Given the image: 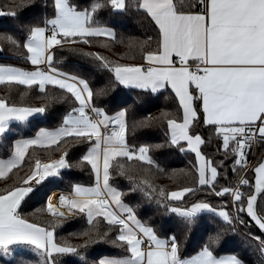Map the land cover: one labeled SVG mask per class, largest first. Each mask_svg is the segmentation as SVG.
<instances>
[{
	"label": "snow or ice",
	"instance_id": "6c2138e0",
	"mask_svg": "<svg viewBox=\"0 0 264 264\" xmlns=\"http://www.w3.org/2000/svg\"><path fill=\"white\" fill-rule=\"evenodd\" d=\"M35 2L20 0L7 14L15 18V9ZM44 6L50 14L34 18L16 36L0 35V43L20 52L26 65L0 63V86L23 88L22 98L36 90L45 101L37 107L0 96V136L7 135L11 121L41 116L55 104L68 107L55 127H40L33 136L12 141L10 154L0 158V255L10 257L12 245L27 244L37 254L35 264H60L68 256L87 264L89 247L107 243L119 252L94 264H249L239 253L221 254L226 232L242 226L264 257V160L250 165L248 158L254 141L264 143V0H45ZM131 9L148 21L154 35L128 38L129 53L118 58L83 47L124 45L125 38L98 17L104 10L123 15ZM62 50L109 74L107 84L94 87L87 73L61 67L67 57H56ZM137 55L142 62H127ZM117 84L146 93L170 88L182 117L163 111L129 123L127 107L109 114L97 100ZM153 127L163 129L162 143L136 138L138 130ZM201 129L209 131L207 139ZM213 136L222 159L205 151ZM77 145L86 150L73 161L70 153ZM163 148L193 159L186 168L166 170L153 155ZM37 150L56 152L58 158L44 161ZM227 163L237 179L221 185V178L228 180ZM25 167L28 171L20 175ZM72 168L87 169L91 182H70L71 191L53 203L55 194L42 189ZM153 170L173 186L153 183ZM116 175L127 179V192ZM137 191L178 218L180 235H162L140 219L125 202L128 193ZM38 195L46 200L36 212L51 217L43 223L23 211ZM209 196L221 198L220 204ZM205 214L226 227L190 245V234ZM76 218L86 227L69 235L86 237L83 243L58 238L57 229ZM18 264L32 262L21 259Z\"/></svg>",
	"mask_w": 264,
	"mask_h": 264
},
{
	"label": "trees",
	"instance_id": "16d2710c",
	"mask_svg": "<svg viewBox=\"0 0 264 264\" xmlns=\"http://www.w3.org/2000/svg\"><path fill=\"white\" fill-rule=\"evenodd\" d=\"M19 2L20 0H0V35L11 34L16 36L25 25L32 23L34 18H43L51 12L50 8H45V0H36L35 5L31 8L26 7L23 9H15L17 13V17L15 18L12 15L7 14L13 10V6ZM80 2L87 4L90 0H80ZM98 18L105 24L114 27L117 37L119 38L123 36L125 38V44H116L112 46L110 50L100 48L99 45L83 47L89 51H100L112 58H118L120 54L129 53V48L127 47L128 38H132L134 41H139L143 40L146 35H154L150 30L151 26L148 21L145 20L140 13L136 12L135 9H131L123 15H113L107 10H104ZM153 46H155L154 42ZM0 48H3V51L0 52V63H8L21 67L26 66L20 52L12 48L9 44L0 43ZM62 57H67V59L62 60L61 64V67L65 70H79L87 73L90 76L94 87H103L107 84L109 74L96 71L94 66L89 64L86 59L71 56L63 50L57 53L56 58L61 59ZM127 62L138 63L142 61L140 60L139 55H137L135 61L128 60ZM21 91H24V89L9 90L7 87L0 86V96H11L12 100L17 104H27L38 107L45 103L44 100L38 98L41 94L36 90L29 92L28 95L23 98L20 96ZM97 104L98 106L109 110V114H113L116 110H119V108L127 107L129 109V123L134 119H142L146 115L159 116L163 111H170L178 117H182V112L177 113L176 111L177 101L170 89H163L157 93H146L142 90L125 88L117 84L113 89L108 91L107 95L99 97ZM67 107L68 105L66 103L55 104L41 116L29 119L23 123H11L7 135L0 136V158L5 159L10 154L8 149L12 141L33 136L40 127H55L59 123L60 117ZM201 131L204 138L207 139L210 135L209 131L203 129H201ZM136 138L140 142L150 144L162 143L164 140V132L160 127L140 129L136 133ZM216 147L217 141L213 136L212 143L208 145L205 151L209 155L216 156L217 159H222V156L216 154ZM257 147L258 152L255 163L264 158V144L259 143ZM82 150L86 149H83L82 145H77L70 153L71 159L73 161L79 159ZM35 155L44 161H47L50 158H58V153L56 152H45L41 150H37ZM153 155L161 167H164L166 170L186 168L188 166V161L193 159V156L190 154L180 153L177 150L168 148L159 149ZM231 159L232 157L230 156L229 161H231ZM227 166L228 180L221 178L219 182L221 185H227L228 181L235 182L237 179V177L231 172V164L227 163ZM27 171L28 169L25 167L19 174L23 175ZM149 178H153V183L157 185L163 184L168 185L169 187L173 186L172 181L169 180L166 175L155 173L154 170ZM56 179L57 183L46 186L45 189H42V192L46 191L48 195L54 191L69 193L71 191L70 182H79L88 185L91 182L92 177L87 169L82 170L79 168H72L63 170L62 177ZM114 179L121 189L127 192L129 186L127 179L119 175L114 176ZM10 182L11 181H9V183ZM3 187L4 183L0 182V188ZM200 195L203 197L204 193H201ZM207 198L213 204L218 205L221 202V198L214 196H209ZM45 200L46 197L38 195L23 209L24 213L28 214L29 219H38L42 223L51 219L47 213L36 212V209L40 208L45 203ZM125 202L136 209L140 219L154 226L162 235L172 233L180 235L181 228L178 218L170 217V215L165 213L163 209L158 208L155 203L148 202L141 192L137 191L134 193H128ZM244 218L247 220L246 217ZM85 227L86 222L79 218L66 220L63 225L57 229V237L69 239L73 244L83 243V240L86 239V237L70 236L69 233L79 232ZM222 227L226 226L223 225L220 220L213 217L211 214H205L204 221L199 223L198 227L193 228L192 233L190 234L189 244L198 245L203 243L209 234H215V231ZM250 228L254 234H260L254 226L250 225ZM245 230L247 231L248 229ZM244 233L245 231L242 233L238 231L236 233H233L230 230L227 231L222 240L223 249L221 254H231L235 252L239 253L249 262V264H262V262H264V257H261L256 244L245 238ZM118 252L119 250L111 244L98 243L89 247L88 251L85 253V257L87 264H94V262L98 261L100 258ZM21 259L35 264L38 257L32 247H11V256L4 257L3 255H0V264H18ZM60 264H84V261L77 256H68L62 257Z\"/></svg>",
	"mask_w": 264,
	"mask_h": 264
},
{
	"label": "built area",
	"instance_id": "2783aa9c",
	"mask_svg": "<svg viewBox=\"0 0 264 264\" xmlns=\"http://www.w3.org/2000/svg\"><path fill=\"white\" fill-rule=\"evenodd\" d=\"M259 143H262V142L254 141L252 146H251V150H250L249 157H248L250 165L254 164L256 162L257 152H258V147L257 146H258ZM238 232H241V233L243 232V227L242 226H238Z\"/></svg>",
	"mask_w": 264,
	"mask_h": 264
},
{
	"label": "crops",
	"instance_id": "0c3cea01",
	"mask_svg": "<svg viewBox=\"0 0 264 264\" xmlns=\"http://www.w3.org/2000/svg\"><path fill=\"white\" fill-rule=\"evenodd\" d=\"M124 87V86H123ZM126 88V87H125ZM131 89H135V88H131ZM170 89V88H169ZM136 90H139V89H136ZM161 90H163V89H161ZM161 90H159V91H161ZM158 91V92H159ZM174 94V93H173ZM35 117H38V116H34V117H30L29 119H32V118H35ZM28 119V120H29ZM27 120V121H28ZM23 122H26V121H23ZM23 122H21V121H11L10 122V124L11 123H23ZM6 159V158H5ZM61 193H64V194H68L67 192H63V191H54V192H52L50 195H52V194H57V196L59 195V194H61ZM63 210V209H62ZM69 215H71V214H69ZM22 246H29V247H32V246H30V245H27V244H14V245H12L11 247H22Z\"/></svg>",
	"mask_w": 264,
	"mask_h": 264
},
{
	"label": "bare ground",
	"instance_id": "6f19581e",
	"mask_svg": "<svg viewBox=\"0 0 264 264\" xmlns=\"http://www.w3.org/2000/svg\"><path fill=\"white\" fill-rule=\"evenodd\" d=\"M53 195V194H52ZM57 194H55L54 196H53V203H56L57 202Z\"/></svg>",
	"mask_w": 264,
	"mask_h": 264
},
{
	"label": "water",
	"instance_id": "95a60500",
	"mask_svg": "<svg viewBox=\"0 0 264 264\" xmlns=\"http://www.w3.org/2000/svg\"><path fill=\"white\" fill-rule=\"evenodd\" d=\"M262 160H264V158L262 159ZM247 218V217H246ZM256 228V227H255ZM256 230L258 231V229L256 228ZM259 232V231H258Z\"/></svg>",
	"mask_w": 264,
	"mask_h": 264
},
{
	"label": "rangeland",
	"instance_id": "374dc122",
	"mask_svg": "<svg viewBox=\"0 0 264 264\" xmlns=\"http://www.w3.org/2000/svg\"><path fill=\"white\" fill-rule=\"evenodd\" d=\"M243 231H245V232H246V230H245V229H243Z\"/></svg>",
	"mask_w": 264,
	"mask_h": 264
}]
</instances>
